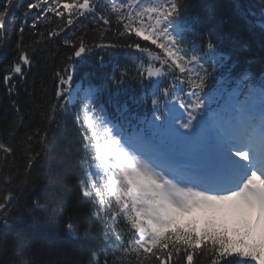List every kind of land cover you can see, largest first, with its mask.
Instances as JSON below:
<instances>
[{"label":"snow or ice","instance_id":"obj_1","mask_svg":"<svg viewBox=\"0 0 264 264\" xmlns=\"http://www.w3.org/2000/svg\"><path fill=\"white\" fill-rule=\"evenodd\" d=\"M190 7L186 0H0V51L13 30L18 37L2 77L13 113L3 116L5 166L15 156L11 139L27 119L16 99L26 68L42 45L74 34L63 38L73 54L56 73L47 127L22 138L37 142L23 177L17 182V173H3L0 237L14 212L39 222V200L20 201L35 182L34 164L51 153L64 113L77 108L85 153L81 194L92 202L104 237L89 264H264V71L238 69L230 56L218 54L212 30L205 35ZM260 11L249 23L264 29ZM26 29L33 38L27 47ZM77 29L96 32L100 42L89 46ZM93 48L136 54L106 83L74 87L71 61ZM64 229L74 240L92 231L89 225L77 229L70 218ZM21 236L17 230L5 238L0 252L13 254ZM49 247L67 251L61 242Z\"/></svg>","mask_w":264,"mask_h":264},{"label":"trees","instance_id":"obj_2","mask_svg":"<svg viewBox=\"0 0 264 264\" xmlns=\"http://www.w3.org/2000/svg\"><path fill=\"white\" fill-rule=\"evenodd\" d=\"M190 6L193 20L198 27L212 30V40L217 44L218 51L231 57L238 69L248 68L253 73H260L264 69V29L250 20H259L264 8V0H186ZM210 9L211 11H207ZM249 11H255V17H249ZM13 12L18 14L19 10ZM51 15V14H49ZM18 27L19 21L16 22ZM40 27V25H38ZM48 27L45 22V28ZM77 34L85 35L89 46L99 43L96 32L85 30ZM69 32L67 37L73 38ZM63 36V34H62ZM63 38L52 39L42 45L43 51L35 53L33 64L26 68V79L18 85L19 96L16 97L27 116L24 127L18 130L15 138L11 139L15 149L14 158H10L7 165L0 163V195H3L5 185L3 173H17V182L24 175L27 157L36 148V141L31 144L22 138L26 131L35 132L47 127L45 114L49 102L52 101L58 79L56 73L69 63L67 57L73 54V49L63 43ZM18 37L16 31L10 33L8 45L0 51V139L9 142L6 131L5 113L10 118L13 113L9 107V99L2 83L5 67L12 61L13 47ZM24 45L32 44L33 38L26 29ZM129 49L121 48L112 55H107L102 49L93 48L86 55L74 58L73 82L81 81L88 85L96 84L99 78L106 79L112 75L113 68L107 65L106 72L99 73L100 56H104V63L108 60L125 61ZM32 55V50L29 48ZM112 61V60H111ZM104 67V65H103ZM99 77V78H98ZM126 87V86H125ZM77 108H69L60 120L55 130L52 151L46 157H41L34 164L35 182L26 186L21 198V205L32 199L39 200L40 206L37 216L39 222L29 223L20 212H14L10 228L5 237H0V243L5 238H11L17 230H23L26 236H21L20 245L13 254L0 252V260L8 264H68L69 258L75 264H89L94 259L93 250L102 245L104 239L101 225L96 224L91 213L94 212L92 202L81 194V181L85 179L81 161L85 157L82 141L81 124L76 119ZM2 155V154H0ZM12 190H15L13 185ZM80 229L82 225H89L92 231L88 239H84L80 232V239L74 240L66 236L64 224L68 219ZM2 231V229H0ZM75 235V233H73ZM66 244L65 248H50L52 242Z\"/></svg>","mask_w":264,"mask_h":264},{"label":"rangeland","instance_id":"obj_3","mask_svg":"<svg viewBox=\"0 0 264 264\" xmlns=\"http://www.w3.org/2000/svg\"><path fill=\"white\" fill-rule=\"evenodd\" d=\"M188 219H191V218H188Z\"/></svg>","mask_w":264,"mask_h":264}]
</instances>
